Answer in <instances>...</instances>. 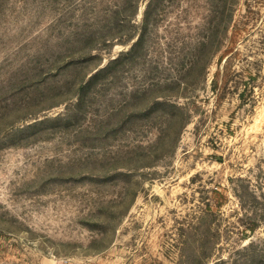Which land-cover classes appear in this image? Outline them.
<instances>
[{
	"label": "rangeland",
	"instance_id": "obj_1",
	"mask_svg": "<svg viewBox=\"0 0 264 264\" xmlns=\"http://www.w3.org/2000/svg\"><path fill=\"white\" fill-rule=\"evenodd\" d=\"M264 264V0H0V264Z\"/></svg>",
	"mask_w": 264,
	"mask_h": 264
},
{
	"label": "built area",
	"instance_id": "obj_2",
	"mask_svg": "<svg viewBox=\"0 0 264 264\" xmlns=\"http://www.w3.org/2000/svg\"><path fill=\"white\" fill-rule=\"evenodd\" d=\"M62 264H73V263H71V262H64V263H62Z\"/></svg>",
	"mask_w": 264,
	"mask_h": 264
}]
</instances>
